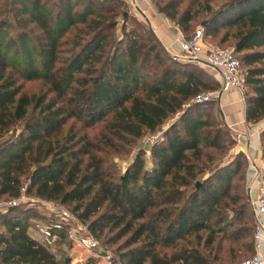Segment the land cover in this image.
Instances as JSON below:
<instances>
[{
	"label": "trees",
	"instance_id": "1",
	"mask_svg": "<svg viewBox=\"0 0 264 264\" xmlns=\"http://www.w3.org/2000/svg\"><path fill=\"white\" fill-rule=\"evenodd\" d=\"M220 2L216 10L212 2ZM211 14L204 37L225 33L233 40L244 71L245 120L264 122V0H205ZM121 0H0V201L26 195L71 209L104 245L125 236L120 264H209L198 248L175 251L194 236L204 246L226 238L245 244L253 224L246 219L249 200L233 192L232 182L248 165L242 153L214 168L215 157L236 142L217 117L213 102L186 105L212 84L201 67L173 61L149 26L126 16ZM158 12L186 32L198 13H179L170 0ZM121 17V36L116 35ZM131 26L128 28V26ZM227 31V32H228ZM41 81L46 91L29 96L21 82ZM211 81V83H209ZM220 115V111H219ZM164 130L150 147L153 167L142 155L121 175L100 154ZM69 121L80 125L67 126ZM104 123L97 140L83 130ZM264 161V129L260 134ZM210 175L197 188L205 172ZM240 180V177H238ZM194 190L187 193V189ZM26 204L0 212V264H71L67 226L55 231L53 246L33 234L48 223ZM252 220V218H251ZM100 244V243H99ZM251 258V257H250ZM91 261L90 263H94Z\"/></svg>",
	"mask_w": 264,
	"mask_h": 264
},
{
	"label": "rangeland",
	"instance_id": "2",
	"mask_svg": "<svg viewBox=\"0 0 264 264\" xmlns=\"http://www.w3.org/2000/svg\"><path fill=\"white\" fill-rule=\"evenodd\" d=\"M125 3L126 8V15L128 14L129 17L136 19L137 21L143 23L146 26H149L147 21L142 19L134 10L133 4L130 3V0H121ZM170 0H139L138 5L142 10L146 12L147 15H155L157 17L161 18L162 25H164L165 28L170 30L173 34H177L183 39H189L198 28H203V23H206L210 17L211 14L209 12L205 11L206 3L205 0H178L179 1V13L182 14L185 10L191 9L192 13H198L194 19V21L190 25V29L186 32H183L179 26L176 24L175 21H172L165 16L161 15L158 12V7L160 5H165ZM220 5V2L213 1L211 6L213 10H216ZM118 22L117 29H116V35L118 37L121 36L120 33V27L123 23V20L121 17H117ZM131 26V24L128 26V28ZM156 38L161 42L159 39V36L156 34L153 26H149ZM228 30H220L218 35L216 37L206 38L204 37L203 43L206 47H217V48H233V40L229 38L226 42L221 43V39L225 33H228L230 36H232L235 33V29ZM162 43V42H161ZM163 44V43H162ZM164 46V45H163ZM203 72H205L209 77H211L214 81H216L219 84V88L217 90L212 89V84H208L209 88L205 89L202 93H211L220 91L222 89V83L219 75L209 68H202ZM242 73L244 71L242 70ZM244 76V74H243ZM211 83V81L209 82ZM23 92L26 93L29 96L38 95L40 93H44L46 91V88L44 84L41 81H33V82H21ZM246 92L245 89L242 91V97L244 100V93ZM214 107L211 109V117H217L219 118L222 123L224 124L221 114L219 115L220 106L218 102H213ZM178 118V116L174 117L173 119L166 122L157 132L153 134H146L144 137L139 139L136 142H133L129 145H124L122 143H119L116 145L115 151L107 150L106 152L100 154L104 159H106V165H111V169L116 172V174L121 175L125 172V170L132 164L134 161V158L137 154L142 155V159L144 161V168L150 170L153 167L154 161L150 154V147L160 138H162L164 130L170 125V121H175ZM264 124V122L260 123ZM73 125L74 130L76 131L78 128H80V125L74 121H69L67 123V126ZM104 123H100L94 128L90 130H83V134H86L88 139L90 140H97L99 139L100 134L103 131ZM232 134L233 140H235V135ZM236 142V141H235ZM205 153L209 155H213L215 157V161L213 163L206 162V159L203 158L202 162L207 163L208 166L214 168L216 166H224L225 164H228L232 157H234L236 154L240 153L237 150L236 144L230 146L229 150H227L223 154H219L215 150H205ZM210 174L206 171L204 175L200 176L197 180V183L203 182L204 179L208 178ZM240 177V180L239 178ZM244 178V168L242 167L238 176L233 180L232 185L235 187V190L233 192H237L239 194H246L247 190V183H245ZM247 182V181H246ZM26 185L27 182H23L24 193L25 198L27 200V207H31L34 209L39 215L44 216L45 218H51L49 217V213L47 211L49 204L53 205L56 209H61L64 211H68L71 213V209L67 207L59 206L53 202H47L42 199L36 198L33 195H26ZM194 190V185L192 188L187 189V193L192 192ZM1 203H7V201L1 200ZM72 214V213H71ZM246 219L249 220L253 224L254 228V218L252 213V208L249 204L248 211L246 213ZM54 218V217H52ZM252 218V220H251ZM80 222V221H79ZM81 223V222H80ZM83 224V223H82ZM86 228L87 226L83 224ZM253 233L254 230L251 232L250 237L245 240V244L253 243ZM218 238L215 240L213 245L210 246H204L205 240L207 238V234L202 233L201 234V240L197 239L194 236L188 237L186 241L178 242L174 247L161 249V254H165L168 258L171 257V255L180 249H186V248H198L202 254L205 256L209 264H238L244 260L250 259L255 253V251H252V249L247 250L246 247H241V244L243 242H233L229 241L226 238L220 239L221 234H218ZM113 238V243H108V245H104L101 241L100 248L102 249V252L100 253L101 256L98 255H91L90 253L82 250L81 248L77 247L76 245H70L71 251V257L67 253V249L64 247L62 248L64 251H66V255L71 259V264H105L104 260L102 258H108L110 260L111 264H120V255L125 250L134 248L136 246H139V244L132 245L129 248L125 247V241L128 238V236H125L123 238H120L119 240H115L114 234H108L107 239ZM91 261H95L94 263H90ZM146 264H149L147 262Z\"/></svg>",
	"mask_w": 264,
	"mask_h": 264
},
{
	"label": "built area",
	"instance_id": "3",
	"mask_svg": "<svg viewBox=\"0 0 264 264\" xmlns=\"http://www.w3.org/2000/svg\"><path fill=\"white\" fill-rule=\"evenodd\" d=\"M139 0H130L136 13L147 23L149 18L144 10L138 5ZM204 30L198 28L189 39L176 37L179 51L170 53L173 61L182 64H193L201 68H209L215 71L222 83L220 91L202 93L191 100L185 108L191 105L208 102H220L222 95L227 90H235L242 95L244 89L243 73L239 60L233 48L206 47L203 43ZM167 51V48H165ZM168 52V51H167ZM169 53V52H168ZM250 161V160H249ZM24 189L18 199L0 204V212L4 208L15 207L20 204H27ZM247 196L252 208L254 218V255L238 264H264V172L253 161L249 162L247 176ZM49 217L56 220L48 223H36L33 229L34 236L47 246H53L57 240L55 231L67 226V235L70 244L76 245L91 255H98L102 252L100 244L88 232L87 228L80 223L71 213L56 209L49 204L47 209ZM101 256V254L99 255ZM105 264H111L108 258H102Z\"/></svg>",
	"mask_w": 264,
	"mask_h": 264
},
{
	"label": "crops",
	"instance_id": "4",
	"mask_svg": "<svg viewBox=\"0 0 264 264\" xmlns=\"http://www.w3.org/2000/svg\"><path fill=\"white\" fill-rule=\"evenodd\" d=\"M150 26L154 28L164 47L170 53L179 51L176 43L177 34H173L170 30L162 25L160 17L147 15ZM220 106V114L225 126L235 135L237 150L242 153L249 167V162L253 161L264 172V161L262 158V148L260 143V134L264 129V124L251 125L245 120V104L242 95L235 90H227L218 103ZM250 160V161H249ZM72 245V244H70ZM72 249H67V253L71 257Z\"/></svg>",
	"mask_w": 264,
	"mask_h": 264
},
{
	"label": "water",
	"instance_id": "5",
	"mask_svg": "<svg viewBox=\"0 0 264 264\" xmlns=\"http://www.w3.org/2000/svg\"><path fill=\"white\" fill-rule=\"evenodd\" d=\"M124 16H126V14H125ZM205 25H206V23H203V24H202L203 27H204ZM199 186H200V183H197V184H196V187L198 188Z\"/></svg>",
	"mask_w": 264,
	"mask_h": 264
}]
</instances>
